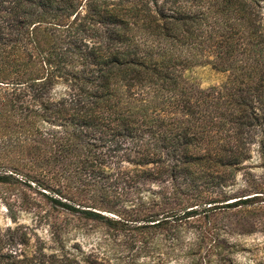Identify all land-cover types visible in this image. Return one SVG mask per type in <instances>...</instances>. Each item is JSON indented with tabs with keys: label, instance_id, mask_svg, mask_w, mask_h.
Instances as JSON below:
<instances>
[{
	"label": "trees",
	"instance_id": "1",
	"mask_svg": "<svg viewBox=\"0 0 264 264\" xmlns=\"http://www.w3.org/2000/svg\"><path fill=\"white\" fill-rule=\"evenodd\" d=\"M263 8L0 0V182L21 176L55 205L137 231L252 203L264 194L251 182L264 166ZM198 65L223 80L201 87ZM117 183L138 193L129 219L99 211H115ZM1 241L0 264H26Z\"/></svg>",
	"mask_w": 264,
	"mask_h": 264
},
{
	"label": "rangeland",
	"instance_id": "2",
	"mask_svg": "<svg viewBox=\"0 0 264 264\" xmlns=\"http://www.w3.org/2000/svg\"><path fill=\"white\" fill-rule=\"evenodd\" d=\"M189 75L201 87L224 78L210 65L194 66ZM252 172L251 182L264 188V166H255ZM20 177L0 182V238L3 250L18 244L16 251L22 252L19 258L26 257V264H38L32 259L38 252L53 264H264L262 193L246 206L201 213L171 228L137 231L55 205ZM237 180L236 186L243 184L240 174ZM121 185H113L116 191L109 195L115 211H99L129 219L134 212L130 203L138 200V193L135 187L122 192Z\"/></svg>",
	"mask_w": 264,
	"mask_h": 264
}]
</instances>
